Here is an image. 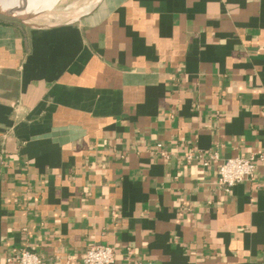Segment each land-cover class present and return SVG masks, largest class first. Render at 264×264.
<instances>
[{"label": "crops", "instance_id": "1", "mask_svg": "<svg viewBox=\"0 0 264 264\" xmlns=\"http://www.w3.org/2000/svg\"><path fill=\"white\" fill-rule=\"evenodd\" d=\"M258 154L264 0L0 22V264L22 248L82 264L97 245L114 264H264V162L217 182Z\"/></svg>", "mask_w": 264, "mask_h": 264}, {"label": "built area", "instance_id": "2", "mask_svg": "<svg viewBox=\"0 0 264 264\" xmlns=\"http://www.w3.org/2000/svg\"><path fill=\"white\" fill-rule=\"evenodd\" d=\"M161 147V146H159ZM166 156V153H162ZM192 159V155L187 161ZM264 162V154L253 155L248 159H228L218 170V185L229 192L235 185L253 178L257 164ZM114 249L109 246L97 245L89 248L85 253L82 264H114ZM8 262L13 264H43L42 258L35 252L22 248L14 250Z\"/></svg>", "mask_w": 264, "mask_h": 264}, {"label": "rangeland", "instance_id": "3", "mask_svg": "<svg viewBox=\"0 0 264 264\" xmlns=\"http://www.w3.org/2000/svg\"><path fill=\"white\" fill-rule=\"evenodd\" d=\"M97 0H59L53 9L42 14L22 18L25 23L48 24L61 22L79 16L91 9ZM21 23V22H18Z\"/></svg>", "mask_w": 264, "mask_h": 264}, {"label": "bare ground", "instance_id": "4", "mask_svg": "<svg viewBox=\"0 0 264 264\" xmlns=\"http://www.w3.org/2000/svg\"><path fill=\"white\" fill-rule=\"evenodd\" d=\"M59 0H8L4 9L9 16L28 18L54 8Z\"/></svg>", "mask_w": 264, "mask_h": 264}, {"label": "water", "instance_id": "5", "mask_svg": "<svg viewBox=\"0 0 264 264\" xmlns=\"http://www.w3.org/2000/svg\"><path fill=\"white\" fill-rule=\"evenodd\" d=\"M7 1L8 0H0V22H21V23H25V22H23L22 18L12 17L6 13V10L4 9V3Z\"/></svg>", "mask_w": 264, "mask_h": 264}]
</instances>
